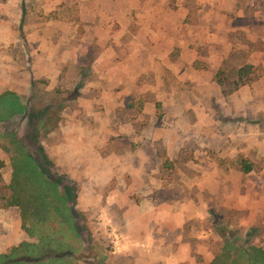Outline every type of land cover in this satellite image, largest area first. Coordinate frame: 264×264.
<instances>
[{
  "label": "rangeland",
  "instance_id": "1",
  "mask_svg": "<svg viewBox=\"0 0 264 264\" xmlns=\"http://www.w3.org/2000/svg\"><path fill=\"white\" fill-rule=\"evenodd\" d=\"M42 233L22 264L264 247V0H0V254Z\"/></svg>",
  "mask_w": 264,
  "mask_h": 264
},
{
  "label": "trees",
  "instance_id": "2",
  "mask_svg": "<svg viewBox=\"0 0 264 264\" xmlns=\"http://www.w3.org/2000/svg\"><path fill=\"white\" fill-rule=\"evenodd\" d=\"M246 67L239 70L240 77L246 71ZM241 168L244 172L249 173L255 169L254 164L248 161L247 159L242 158L240 160ZM19 172H16L13 179V194L10 199L11 205H16L21 207L24 218H27L30 211V203L29 201L23 197V194L26 192V189L23 185V182L20 180ZM72 191L70 188H67L64 194H61V198L64 202L70 201L72 198ZM68 209V207H67ZM70 210V209H69ZM70 212V211H69ZM72 213V212H71ZM40 243L39 245H34L32 250L26 251L22 256L25 258H18L17 254L15 257L9 254H0V264H22L27 260V262L32 263L33 260L40 261L41 255L40 253H48L49 255L59 253L56 248L53 247L52 237L48 233L40 234ZM233 244V250L228 248ZM224 249L219 252L211 264H264V247L250 243L247 247H243L238 245L237 243H233V241L225 239ZM28 246V245H26ZM17 250V249H15ZM17 255V256H16ZM56 257V256H55Z\"/></svg>",
  "mask_w": 264,
  "mask_h": 264
}]
</instances>
